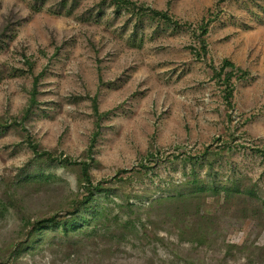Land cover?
<instances>
[{"label":"rangeland","instance_id":"rangeland-1","mask_svg":"<svg viewBox=\"0 0 264 264\" xmlns=\"http://www.w3.org/2000/svg\"><path fill=\"white\" fill-rule=\"evenodd\" d=\"M129 1L0 0V264L69 215L83 181L65 159L119 195L99 200L111 224L120 198L142 207L141 231L60 248L40 223L14 264H264V0ZM225 60L247 73L231 107Z\"/></svg>","mask_w":264,"mask_h":264},{"label":"trees","instance_id":"trees-1","mask_svg":"<svg viewBox=\"0 0 264 264\" xmlns=\"http://www.w3.org/2000/svg\"><path fill=\"white\" fill-rule=\"evenodd\" d=\"M117 2L119 4H124V5H134L129 0H117ZM140 9L143 10L144 12H147V15L150 17L159 18L166 23L178 26L177 22H174L167 15L166 12L149 10L145 7H140ZM204 45L205 44L202 40L203 53L205 52ZM226 69H230L232 73L227 75L223 79V84L225 86L224 101L229 107H231V102H230L232 98V85L230 83L231 76L234 75L235 73V74H240L239 77H243L246 76L247 73L235 67V65L230 61L225 60L222 62L220 70L216 76L221 78V75L224 73ZM38 79H39L38 77H35L33 80V87L30 94L29 106L26 111V114L30 113L32 108L37 104ZM93 114L95 116L96 123H98L102 115L98 111L96 102L93 105ZM96 137H97V133L94 135L92 139V144L90 148H92V145L96 140ZM32 149L34 153L38 156H46L48 159L61 161L60 159H54V157H52L50 153L47 152L40 153L39 151L36 150L35 146H32ZM63 162L70 165H79L82 173L83 183L78 188V191H76V199L70 203L69 210L71 211L69 212V215L64 214L63 213L64 211H57L53 216L47 219H43L37 223H33L32 231H30L29 239H26L21 244L17 245V247L13 251V255L15 256L13 259V264L16 263V260L21 252L28 250L32 245L35 244L37 239H33V235L36 233L37 230H39L40 223L46 226L45 228L59 229L56 234V237H58V239L56 240L58 241H56L54 245H57V247L60 248H67L71 243L75 244V246H80V245L83 246L84 244H87L97 247V244L99 243H96V241H102V240L107 241L109 245L112 243L113 240L114 241L116 240V244H119L121 242L126 241L128 236L136 237L135 233L139 234V232L141 231L140 228L137 229V226L135 224V222L137 221H135V219H133L131 216L133 215V210L139 211L143 209L142 207L140 208L134 205L133 203H129L128 202L129 199L120 198L121 204L120 205L116 204V205H118L121 215L114 216L111 219L112 220V224H111L109 217H107V213L110 209H107L108 207L105 206L104 204L106 203L105 201L107 200H108L107 202H111V200L109 199H112L113 197L119 198V195L114 194L112 190H110L109 186L105 185L107 183L106 181L105 182L91 181L88 173L89 164L87 162L72 163L69 159H65L63 160ZM24 180H25L24 182L28 181L27 179ZM101 197L105 202L102 205L99 204V200ZM163 201L164 200L162 199H156L148 204V208H152L155 205L162 203ZM84 212L87 213L88 216L84 215ZM126 213L128 215H126ZM78 224L87 225L88 228L90 225H92L93 228L91 231V235L82 236L80 232L73 231ZM86 233H88L87 230ZM4 262L5 261H3V263ZM5 264H10V263L8 262Z\"/></svg>","mask_w":264,"mask_h":264}]
</instances>
